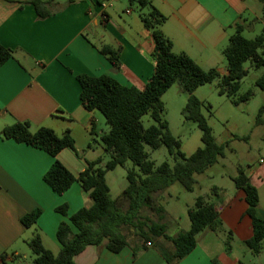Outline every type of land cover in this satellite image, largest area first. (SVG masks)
<instances>
[{
    "label": "crops",
    "instance_id": "obj_1",
    "mask_svg": "<svg viewBox=\"0 0 264 264\" xmlns=\"http://www.w3.org/2000/svg\"><path fill=\"white\" fill-rule=\"evenodd\" d=\"M44 1L52 14L41 18L29 0H0V44L15 50V56L0 67V132L16 121H26L33 131L45 126L58 135L70 133L78 154L65 148L57 158L78 175L85 168L86 159L103 156H97L95 146L98 144L105 151L101 135L109 131L110 124L101 111L89 110L82 104L77 76L107 73L122 84L143 88L155 72L151 57L154 41L141 18L149 6L139 3L147 11L137 14L129 8L128 1L138 0ZM150 1L167 18L161 29L172 40L174 50L186 52L206 69L217 67L223 74L228 72L224 49L236 24L243 25V32L256 27L245 16L249 10L247 0ZM120 9L126 15L114 14ZM252 13L256 14V10ZM104 44L120 46V67L101 52ZM216 140L223 143L217 137ZM103 157L102 165L106 162ZM54 160L42 149L0 135V264H34L28 242L36 233H40L47 248L58 253L62 247L57 238L59 224L81 207L93 204L90 193L79 182L63 194L52 189L44 174ZM239 166H244L259 190L258 212L264 217V156L252 157L250 163ZM117 167L106 173L113 198H118L128 184L127 171L113 176L111 184L109 174ZM206 176L215 178L213 174ZM198 185L201 186L199 179ZM213 187H217V194L210 200L216 203L225 227L233 232L230 250L225 232L205 228L197 234L194 250L174 264H245L233 245L236 238L246 245L253 234L245 191L235 183L232 188L212 182L211 190ZM162 194L173 196L168 189L159 193V198ZM64 204L68 205V215L56 210ZM38 208L41 214L37 221L25 226L22 217ZM166 214L165 211L164 222ZM166 225L169 235L184 230L178 228L177 222ZM189 228L190 225L185 230ZM140 244L141 240L134 236L132 244L118 253L104 245L91 244L75 260L77 264H172L161 252H173L172 241L159 237L138 248L134 256V247ZM255 255L261 259L259 264H264V248Z\"/></svg>",
    "mask_w": 264,
    "mask_h": 264
},
{
    "label": "trees",
    "instance_id": "obj_2",
    "mask_svg": "<svg viewBox=\"0 0 264 264\" xmlns=\"http://www.w3.org/2000/svg\"><path fill=\"white\" fill-rule=\"evenodd\" d=\"M138 1L143 7L149 6V11L141 14V18L154 41L151 57L155 62V72L145 86L138 88L122 84L107 73L77 76L81 84L82 104L89 110L101 111L110 124L109 131L101 135L105 154L109 157L103 165V156L86 159L85 168L75 175L63 164L57 158L61 150L70 148L78 154L75 139L68 132L58 135L55 130L45 126L33 131L26 121H16L0 132L4 138L30 144L55 157L44 174L45 181L55 192L63 194L74 182H79L93 199L90 207H81L69 216V220L59 224L57 238L62 247L58 253L44 245L40 233L29 240V246L35 254L34 264H77L75 256L91 244L104 245L118 253L133 241V237L125 232L126 227H132L133 235L141 240V244L134 247V256L138 248L145 247L148 242L159 237L172 241L175 246L173 252L161 250L172 264L194 250L197 234L205 228L225 232L227 249L231 248L233 232L225 227L216 203L210 200L217 194V187H213L208 195L196 197L187 211L190 228L176 235L167 233V225L163 221L166 209L164 204L158 202L157 196L177 181L187 191H193L198 184L197 175L206 172L225 156L228 142H217L213 128L203 113L205 101L195 91L203 84L216 83L219 94L231 97L235 104L252 98V89L238 97L236 94L248 72L245 67L247 60L255 67H264V51L261 50L264 48V30L256 37L249 38L243 34V25L236 24V31L224 49L228 72L223 74L217 67L204 68L186 52H176L172 40L161 29L166 16L150 0ZM29 2L35 5L39 17L45 18L52 14L47 10L44 0ZM101 52L108 55L113 65L121 66L120 46L104 44ZM14 56V49L0 44V67ZM175 83L188 94L182 108L184 118L197 123L202 132L203 144L191 154L182 150L181 140L173 134L169 122L163 117V95ZM256 85L264 90V72L256 79ZM263 113L264 105L260 108L257 123L263 121ZM147 114L154 120L149 126L143 121ZM147 145L153 149L165 145L173 162L164 160L156 165L150 158ZM89 146H92V142ZM129 161L132 166H128ZM119 165L127 169L128 184L118 198H113L106 173ZM233 181L238 189L245 191L248 203L246 212L253 224V234L245 243L253 254H259L264 248V217L258 212L259 190L250 181L244 166L238 167ZM145 209L152 211L157 220L145 213ZM56 210L68 215L67 204L56 207ZM40 214L41 209L38 208L23 216L22 222L25 226H31Z\"/></svg>",
    "mask_w": 264,
    "mask_h": 264
},
{
    "label": "rangeland",
    "instance_id": "obj_3",
    "mask_svg": "<svg viewBox=\"0 0 264 264\" xmlns=\"http://www.w3.org/2000/svg\"><path fill=\"white\" fill-rule=\"evenodd\" d=\"M249 10L245 16L248 20L255 22V29H246L243 34L246 37L254 38L261 34L264 30V0H247ZM130 9L135 13L140 14L147 11V8H142L139 2L133 3L128 1ZM256 10V14L252 13ZM126 15L121 9L114 14ZM264 51V48L261 49ZM245 67L248 70L247 75L241 81V87L236 94V97L246 93L252 89L254 95L248 101H243L239 104L232 102L231 97L225 94H219L216 83H206L199 86L195 94L205 101L203 113L212 126L215 137L223 141L225 146V156L221 157L219 162L211 165L207 172L198 174L201 186L196 185L193 191H187L180 182H175L168 188L173 196L167 197L165 194L157 196L158 202L164 204L166 208L165 222L168 226L177 222L178 228L185 230L190 225V218L187 209L192 206L198 195L211 191L212 182L224 183L228 187L234 188L232 176L237 173V168L240 164L250 163V158H260L264 156V113L262 122L257 123V117L262 105H264V90L256 85V79L264 72V67H255L250 60L245 62ZM188 94L183 92L180 86L173 84L163 95L165 102V110L163 117L169 122L170 129L182 143V150L189 154L197 147L202 146L201 129L197 123L191 120H186L182 114V108L187 102ZM144 124L149 126L154 122L152 117L147 114L143 117ZM97 156L99 154L109 157L102 150L101 146L96 144ZM150 153V158L155 161L156 165L164 160L173 162V157L168 148L162 145L159 148L153 149L149 145L146 146ZM128 166H132L129 161ZM127 169L123 166H118L116 170L110 172L109 180L113 185V176L121 173H126ZM206 174H213L214 180L209 179ZM262 208L264 209V185L261 187ZM145 213L151 214L153 218L157 216L149 209H145ZM125 232L130 237H134V229L126 227ZM234 251L243 260L245 264H259L258 258L252 251L239 239H235ZM31 256L35 254L30 250Z\"/></svg>",
    "mask_w": 264,
    "mask_h": 264
},
{
    "label": "built area",
    "instance_id": "obj_4",
    "mask_svg": "<svg viewBox=\"0 0 264 264\" xmlns=\"http://www.w3.org/2000/svg\"><path fill=\"white\" fill-rule=\"evenodd\" d=\"M147 244H148V245H150V244H151V242H148Z\"/></svg>",
    "mask_w": 264,
    "mask_h": 264
}]
</instances>
